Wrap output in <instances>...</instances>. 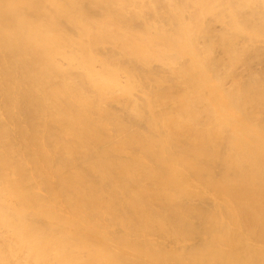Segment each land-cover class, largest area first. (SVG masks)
<instances>
[{"label": "bare ground", "instance_id": "obj_1", "mask_svg": "<svg viewBox=\"0 0 264 264\" xmlns=\"http://www.w3.org/2000/svg\"><path fill=\"white\" fill-rule=\"evenodd\" d=\"M0 264H264V0H0Z\"/></svg>", "mask_w": 264, "mask_h": 264}]
</instances>
